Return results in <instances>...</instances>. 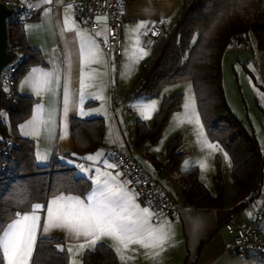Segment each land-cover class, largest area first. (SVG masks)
<instances>
[{
	"label": "crops",
	"instance_id": "1",
	"mask_svg": "<svg viewBox=\"0 0 264 264\" xmlns=\"http://www.w3.org/2000/svg\"><path fill=\"white\" fill-rule=\"evenodd\" d=\"M35 4L38 5V13L33 19L23 24V29L30 46L41 51L44 63L31 65L19 79L17 90L20 95L34 98L32 113L19 123L18 134L22 138L34 141L38 165L50 166L55 162L74 168L76 175L91 177V180L95 177V168L100 167L102 172H109L116 177L117 185L123 183L129 190V195L138 194L134 183L123 173L114 159V150L116 146H119L139 161L157 188L177 206L172 214L158 217L154 207L136 195L135 203L140 208H149L150 212L154 213L148 226L156 228L158 231L170 232L171 239L163 245V249L160 247L146 249L139 244L131 243L126 250L122 248L121 254L125 256L124 260H121L120 255L117 254L120 263L264 264V257H259L258 252L254 250L239 254L227 252V248L235 236L232 227L241 220L254 219L256 211L259 209L264 214V188L261 189L258 197L249 202L246 200L236 201V192L235 194L230 192L229 198L226 199L225 189L222 200L214 206H196L187 202L186 198L189 194L188 173L196 169L201 182L205 184L198 160H205L206 169L210 171L211 180L215 185V149L201 148V151L196 153L195 158L188 162V157H191L193 150L187 149L188 137L185 129L181 131V127L191 128V120L189 122L187 118L180 116L179 113L182 112V108L172 115L162 133V135L167 133V137L171 138L169 143L177 135H184L180 146L183 153L181 163L174 164L168 159L167 146L169 143L164 153L159 151L157 144L162 135L157 142L148 141L141 145L136 144L137 121L140 119L152 126L155 114L159 109H157V102L149 101L147 105L154 104L150 112L142 110L140 113L133 114L130 110L139 106L140 100L138 99L143 94L128 97V91L139 75L143 62L151 55L157 37L175 22L182 9L183 0H124L123 13L125 19L121 27L120 52L114 46H111L109 52L104 50L105 38L107 40L109 38L105 15L97 14L96 20L99 25L91 29L78 16L74 0H53L51 4H45L43 0H35ZM68 5L73 7L68 8ZM46 10L50 11L45 14ZM66 16L69 18L67 28L72 29L70 31L65 29ZM161 21H163L164 27H158V23ZM153 31H155V35H153ZM77 32H80V35H77ZM97 33L100 35H96ZM81 39L89 44L94 40L98 45L92 49L94 55H89L86 62H83L80 55ZM141 47L147 52V55L141 53ZM142 55L143 58L141 59ZM69 61L71 62L70 77ZM34 68L53 73L58 78V85L51 95L47 91V86L39 89L33 87L35 82L44 79L40 71L32 73L31 70ZM81 68H83V76ZM81 79L84 81L83 87H81ZM26 80L29 82L25 83ZM66 83L72 90L73 100L76 101V104L70 108L65 116L63 112V90ZM81 93L84 96L82 103L79 102ZM38 104L43 105V109L40 111L37 110ZM74 116L82 118L103 117L105 119L106 135L104 144L100 148L81 156L73 151L71 118ZM196 138L193 142L196 141ZM258 140L264 145L263 134ZM100 153L103 155H98ZM44 154H48L49 159L47 162H39L37 157ZM88 156H92L97 163L93 164V161L84 159ZM66 160H72L74 163H65ZM101 161L115 164L116 167L105 169L100 163ZM75 164H83L86 169L91 167L92 171L83 173L75 167ZM172 165L175 169H180V176H177V172H173ZM93 187L92 182V187L87 194L92 191ZM206 187L211 191L207 185ZM61 194L80 196L81 198L87 195L81 196L61 192L51 196L47 201ZM46 202L42 205L46 206ZM40 215L41 226H43L46 210ZM260 228L264 232L263 218L260 219ZM49 236L64 238L66 248L72 249V252L69 253L71 263L75 260L76 264H82L85 251L92 249L89 246L80 250L79 244L84 241V238L81 237L77 240L74 237H67V234L61 230H53ZM102 241L114 248L113 240L105 238Z\"/></svg>",
	"mask_w": 264,
	"mask_h": 264
},
{
	"label": "trees",
	"instance_id": "2",
	"mask_svg": "<svg viewBox=\"0 0 264 264\" xmlns=\"http://www.w3.org/2000/svg\"><path fill=\"white\" fill-rule=\"evenodd\" d=\"M255 34L257 46L264 49V0H183V6L175 22L163 30L155 40L151 55L143 62L133 81L128 97L145 94L157 96L171 83L190 79L193 83L202 123L208 136L226 151L232 162L231 174L237 191L235 200L252 201L261 193L264 182V151L256 134L230 107L224 88L222 59L231 45H248L250 33ZM9 43L28 53L17 82L35 63H44L40 50L30 46L23 26L10 24ZM195 38V42H194ZM182 94L165 96L155 114L152 126L145 121L136 123V144L157 142L166 129L172 115L181 108ZM34 98L18 94L16 102L3 97L0 100V132L14 136L21 142L18 151L20 175L12 181L0 198V217L9 223L14 212L29 210L18 207L17 202L30 201L32 205L44 204L51 196L61 192L85 196L92 187V180L78 176L74 168L54 162L39 166L35 157V143L18 134L19 123L32 113ZM2 112L6 113V119ZM73 151L85 155L100 148L106 135L103 117L71 118ZM181 135L167 146L168 159L179 164L183 160L180 150ZM215 157L214 182L218 193H212L199 178L196 169L188 173L189 194L187 202L196 206H214L224 195V178L221 157ZM48 241L37 240L33 264H72L65 240L61 236ZM88 249L82 264H121L112 246ZM64 247L59 252L57 246Z\"/></svg>",
	"mask_w": 264,
	"mask_h": 264
},
{
	"label": "snow or ice",
	"instance_id": "3",
	"mask_svg": "<svg viewBox=\"0 0 264 264\" xmlns=\"http://www.w3.org/2000/svg\"><path fill=\"white\" fill-rule=\"evenodd\" d=\"M52 2L53 0H43L45 4H51ZM29 7L30 9L36 8L38 5L34 4ZM72 7V5H68V8ZM47 11L50 10H46L45 14H47ZM68 20L69 18L66 16L65 29L70 31L72 29L67 28ZM155 34V31H153V35ZM77 35H80V32H77ZM96 35L99 36L100 33ZM106 42L107 38H105ZM94 47H98L94 40L89 44L81 39L80 55L83 62L87 61L89 55H94L92 52ZM140 51L143 55H147L143 47ZM143 55L140 57L141 59ZM31 71L32 73L40 71L44 77L42 81L35 82L33 87L39 89L47 86V91L51 95L58 85V78L53 73L44 72L42 69L34 68ZM70 72L71 62L69 61V77ZM81 74L83 76V68H81ZM28 82V80L25 81V83ZM83 84L84 81L81 79V87H83ZM37 94H39V91H37ZM83 99L84 96L81 93L79 102L82 103ZM75 104L72 90L66 83L63 90V112L65 116ZM153 107L154 104L146 105L143 111L150 112ZM42 109L43 105L38 104L37 110ZM196 122L199 124L198 116ZM200 135H203L202 126ZM208 147L216 148L218 146L208 145ZM98 155H103V153ZM225 158L227 159V154H225ZM37 159L39 162H47L49 156L44 154L38 156ZM61 159L63 160V157ZM84 159L93 161V164L97 163L92 156ZM65 163L73 164L74 162L66 160ZM100 163L105 169L116 167L115 164H108L107 161H101ZM75 167L83 173L92 171L91 167L86 169L83 164H75ZM200 167L204 169L206 164L201 163ZM115 181L116 177L112 176L111 173L102 172L101 168L97 167L95 168V177L92 178L94 187L84 198L61 194L47 201L46 206L42 204L32 205L27 200L18 201V207L27 206L29 210L23 213L19 210L15 211L14 218L11 219L10 223L5 222L6 218L0 217V264H33L38 233L41 240L47 238L50 241L55 239V237L49 236V233L53 230L64 231L67 237H74L77 240L83 237L84 241L79 244L80 250H84L89 246L92 249L97 248V246L103 248L105 246L100 242L105 238H109L114 241L115 251L120 255L121 260L125 259V256L121 254L122 248L126 250L131 243L139 244L146 249L157 247L163 249V245L171 239V233L158 231L156 228L148 226L154 213L150 212L149 208H140L135 203V196L138 194L129 195V190L124 184L117 185ZM45 210L46 216L43 226H41L40 213ZM57 247L59 252L65 251L64 247L59 245ZM67 251L71 253L72 249L68 248ZM72 264H76V261L73 260Z\"/></svg>",
	"mask_w": 264,
	"mask_h": 264
},
{
	"label": "built area",
	"instance_id": "4",
	"mask_svg": "<svg viewBox=\"0 0 264 264\" xmlns=\"http://www.w3.org/2000/svg\"><path fill=\"white\" fill-rule=\"evenodd\" d=\"M2 1L12 7V13L7 17L8 27L13 23L23 26L38 13L37 7L31 9L29 7L35 4V0ZM74 3L78 16L91 29L99 25L96 20L97 14L106 16L109 38L103 45L104 50L109 52L111 46H114L120 52L121 27L125 19L124 0H74ZM158 27H164L163 22H159ZM9 47L13 59L1 71L0 92L1 98L16 102L19 94L17 77L24 61L28 58V53L20 48H12L10 43ZM20 148L21 142L18 138L4 136L0 133V198L7 186L20 175L18 157ZM113 156L123 173L134 183L138 195L154 207L158 217L168 216L177 209L176 204L157 188L152 178L133 155L116 146ZM261 217L262 210L259 209L254 219L241 220L232 227L235 236L227 248L228 253L239 254L254 250L264 254V232L260 228Z\"/></svg>",
	"mask_w": 264,
	"mask_h": 264
},
{
	"label": "rangeland",
	"instance_id": "5",
	"mask_svg": "<svg viewBox=\"0 0 264 264\" xmlns=\"http://www.w3.org/2000/svg\"><path fill=\"white\" fill-rule=\"evenodd\" d=\"M222 72L224 88L227 95L228 102L233 112L241 118L246 125L252 130L258 138H261V134L264 135V49H260L257 46V40L253 32L250 33V42L248 45H231L224 52L222 59ZM177 93L182 94L180 116H184L189 121L191 120V128L182 126L181 131L185 129V133L188 137L187 149H192L193 153L191 157H188V162L195 158L196 153L201 151V148H208V145H217L215 149V157L219 155L221 157L222 168L224 169V189L226 191V199H228L230 192L237 191L236 185L232 180L231 167L232 162L229 154L221 149L219 145L212 141L207 134V131L202 123L200 113L197 107L196 96L194 92L193 83L190 79L177 81L166 85L161 93L157 96H149L143 94L139 97L140 104L136 108H132L133 114L140 113L147 102H157L160 109L162 100L165 96L174 95ZM3 118L6 119V113L2 112ZM197 116L199 118V124H197ZM151 125V124H150ZM202 126L203 135H200ZM180 129V126H178ZM169 132V131H166ZM183 142V134H180ZM196 141L193 142L194 138ZM171 138L167 137V133H164L157 144V148L161 153H164L167 144ZM199 141V142H197ZM189 144V145H188ZM262 149L264 145L262 142ZM227 154V159L225 158ZM201 163H205L204 159L198 160ZM173 172H177L180 176V169H175L174 165L171 166ZM212 169V168H211ZM202 171V178L204 183L213 192H218V187L213 185L210 177V171L204 168ZM264 188V182L262 190ZM264 220V214L261 219ZM259 257H264L263 254H259Z\"/></svg>",
	"mask_w": 264,
	"mask_h": 264
},
{
	"label": "water",
	"instance_id": "6",
	"mask_svg": "<svg viewBox=\"0 0 264 264\" xmlns=\"http://www.w3.org/2000/svg\"><path fill=\"white\" fill-rule=\"evenodd\" d=\"M12 13V7L0 0V74L3 67L12 61L10 52L7 17ZM1 100V92H0ZM1 133V132H0Z\"/></svg>",
	"mask_w": 264,
	"mask_h": 264
}]
</instances>
